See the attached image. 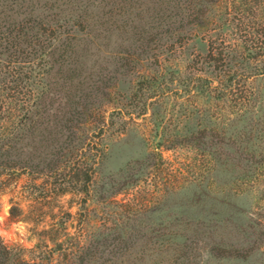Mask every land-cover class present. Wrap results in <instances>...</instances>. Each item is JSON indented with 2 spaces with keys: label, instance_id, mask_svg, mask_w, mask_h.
I'll use <instances>...</instances> for the list:
<instances>
[{
  "label": "rangeland",
  "instance_id": "1",
  "mask_svg": "<svg viewBox=\"0 0 264 264\" xmlns=\"http://www.w3.org/2000/svg\"><path fill=\"white\" fill-rule=\"evenodd\" d=\"M116 2L121 14L124 9L127 13L92 37L95 45L82 54V47L77 46L75 55L67 58L71 67L79 68L81 82L92 78L90 84L98 86L90 101L100 105L106 123L102 130V124L95 122L74 127L81 139L87 135L98 144L92 159L79 162L81 170L91 166L94 172L89 191H79L82 181L73 187L69 175L64 179L67 162L60 163L61 176L44 171L8 179L0 191V241L13 249L12 253L38 264L70 261L61 251L48 258L47 251L57 242L69 253L78 244L105 237L109 242L112 238L131 242L125 249L119 243L121 249L114 250V256L109 254L110 247L100 246V250L105 248L102 258L89 264L103 259H110L103 264H264L262 249L247 254L256 233L248 231L246 237L236 230L238 226L204 220L193 208L181 205L194 184L190 181L204 178L202 159L186 142L191 132L196 134L206 126L207 139L233 141L226 150L233 155L252 149L264 152V0H218L214 10L205 14L208 19L201 27L176 31L170 41L167 35H160L161 46L174 43L172 53L149 41L158 37L155 34H160L161 27L146 25L148 31H140L142 24L149 22L150 0H39L46 12L53 4V11L70 14V18L86 10L105 20ZM175 39L179 41L175 43ZM211 40L218 46L217 52L223 49V40L233 56L224 58L227 64L219 74L248 77L242 82L250 102L246 106L248 120L232 122L221 136L215 134L218 124L221 126L231 107L226 102L208 106L203 97L190 98L201 107H188L181 87L169 81L173 64L181 70L176 76L189 74L185 67L204 58ZM195 67L192 74L201 73L200 67L211 70L201 64ZM101 76L102 80L98 79ZM153 77L164 78L161 87L149 88L147 81ZM63 103L64 98L57 95L56 105L63 107ZM208 114L220 119L208 120ZM31 140L26 137L23 142L27 154ZM68 156L60 160L66 161ZM257 195L264 197V189ZM191 241L197 244L190 250L186 243Z\"/></svg>",
  "mask_w": 264,
  "mask_h": 264
},
{
  "label": "trees",
  "instance_id": "2",
  "mask_svg": "<svg viewBox=\"0 0 264 264\" xmlns=\"http://www.w3.org/2000/svg\"><path fill=\"white\" fill-rule=\"evenodd\" d=\"M217 1L150 0L151 11L147 17L149 22L143 23V30L140 28V31H144L146 25L156 29L161 27L160 34H155L158 37H151L149 41L158 44L157 48L164 47L160 45V35H167L170 41L171 35L176 31L189 26L201 27L203 20L208 19L207 13L214 10ZM41 6L39 0H0V191L8 179L25 173L38 175L47 171L48 175L58 172L60 174L57 175L61 176L63 164L60 163L67 162L68 174H63L64 179L69 175L73 187H77V183L82 181L83 184L78 186L79 191L87 193L94 172L91 166L81 170L79 162L92 159L95 155L93 149L98 144L92 142L87 135L81 139V133L74 127L95 122L102 124L99 128L102 130L106 123L104 115L100 113V105L95 106L90 101L93 92L97 93V85L90 84L93 79L87 77L86 81H89L83 82V78L81 82L79 68L71 67L67 58L75 55L77 46L82 47L79 48L82 54L90 45H95L92 37H98L106 29L108 22L113 25L115 19L127 13V9L121 14L116 2L115 7L107 12L105 20L86 10L80 16L70 18V14L53 11V4L47 7L49 12ZM177 39L174 40L175 43L179 41ZM222 42L223 40L220 44L223 49L217 52L218 46L211 40L204 58L196 62L193 60V64L185 67L190 70L187 75L176 76L177 73L180 75L181 70L178 64H173L169 78V81H176L181 87L180 94L184 95L183 102L188 107H201L199 102L190 99L193 97H203V104L209 103L208 106L226 102L231 107L232 110L223 118L221 126L218 124L215 134L219 136L232 122L248 120L249 111L246 106L250 103L242 88V82L248 77L219 74V71H223L222 66L227 64L224 58H233L229 56L230 46ZM173 51L174 43L164 47L165 53ZM227 51V54L224 53ZM197 64L206 65L211 70L207 72L206 68L200 67L201 73L192 74L191 69L196 70ZM206 73H210V76ZM163 80L164 78L153 77L147 83L149 88H154V85L161 87ZM177 91L178 89L173 92ZM165 94L163 91L162 95ZM57 95L64 98L63 107L56 105ZM254 99L257 100V96ZM206 119L220 118L208 114ZM207 131L208 128L204 126L196 134L191 132L192 137L186 140L187 145L198 151L202 159L201 171L204 178L199 182L190 181L194 184L181 205L187 210L193 208L204 220L220 222L224 226H238L236 230L240 229L246 237L248 231L256 233L247 254L261 249L264 252V197L257 195L258 191L264 189V152H257L252 146L247 154L233 155L226 151L234 144L233 141L230 144L221 139L213 142L207 139ZM219 136L216 135L217 138ZM26 137L33 140L29 146V154L25 152L23 145ZM243 149L248 148L244 146ZM69 154L74 156L73 159H69ZM67 156L66 161L60 160ZM40 157L42 159L39 160ZM44 164L45 166H41ZM246 200L248 203H243ZM169 238L173 239L172 236ZM121 242L116 238L109 242L105 237L102 241L98 239L88 245L79 246L76 243L78 245L69 253L63 248V243L57 242L56 247L49 249L47 254L49 258L52 252L61 251L63 258L70 260L67 264H89L90 261L102 258L105 248L110 247L109 254L114 256V250L129 247L131 241ZM193 244H197L196 241L186 243V248H195ZM100 246L105 248L100 250ZM12 250L0 241V264H38L24 259L18 253H12ZM109 260H100L99 264Z\"/></svg>",
  "mask_w": 264,
  "mask_h": 264
},
{
  "label": "clouds",
  "instance_id": "3",
  "mask_svg": "<svg viewBox=\"0 0 264 264\" xmlns=\"http://www.w3.org/2000/svg\"><path fill=\"white\" fill-rule=\"evenodd\" d=\"M8 208H10L11 206H7Z\"/></svg>",
  "mask_w": 264,
  "mask_h": 264
}]
</instances>
